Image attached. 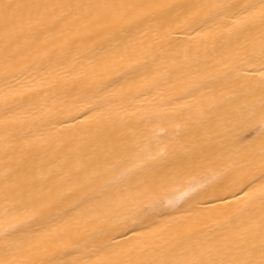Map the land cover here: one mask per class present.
I'll use <instances>...</instances> for the list:
<instances>
[{"label": "bare ground", "instance_id": "bare-ground-1", "mask_svg": "<svg viewBox=\"0 0 264 264\" xmlns=\"http://www.w3.org/2000/svg\"><path fill=\"white\" fill-rule=\"evenodd\" d=\"M259 3L0 0V233L36 206L51 222L40 241L0 235V264H181L222 233L246 237L235 258L259 256L264 203L231 190L261 149L264 21L245 11ZM161 140L204 159L195 181L154 195L151 173L129 179L119 162Z\"/></svg>", "mask_w": 264, "mask_h": 264}, {"label": "snow or ice", "instance_id": "snow-or-ice-1", "mask_svg": "<svg viewBox=\"0 0 264 264\" xmlns=\"http://www.w3.org/2000/svg\"><path fill=\"white\" fill-rule=\"evenodd\" d=\"M5 7H10V5H5ZM153 7L157 6L153 5ZM251 9H258L260 19L264 21V0H260L259 4L245 7V11ZM131 42L130 38L128 40H117L115 44H111L101 50L102 58L120 55V49L123 47L127 50ZM259 57L264 61V42H262ZM247 62L251 63V60L249 59ZM260 75L262 77L261 83L264 84V63L261 65ZM254 119L255 114L249 117L246 127L241 130L244 131L251 128V121ZM260 129L261 132L256 139H261V149L259 153L248 157L245 161L255 171L246 180L234 182L231 190L233 194L236 191H242L243 198L249 200L259 198L264 203V104L261 106ZM175 139H179V134L176 135ZM254 142L255 140L250 143ZM171 143H173L172 140H161L158 143L149 141L147 145L133 149L124 160L119 162V166L125 168V172L121 175L134 179L140 174L151 173L149 191L153 192L154 195L157 188H163L169 182L191 183L195 181V169L202 163L204 157H196L195 152H193L190 158H184L176 150L169 151L168 145ZM148 183V181L142 182L138 185L137 190L145 187ZM156 210L155 200L145 209L146 212ZM25 215L29 218L28 221L10 224L8 229L0 233L3 239L12 241L21 233L24 234L22 239H26L29 242L40 241L49 236L51 222L48 221V216L50 213L42 210L40 206H36L25 209ZM34 224L39 225V227L33 229ZM119 230L121 232L125 230L132 231L134 237L138 238V234H135V230L130 225H120ZM245 239V236H240L233 241L222 233L207 240L204 244L197 242L191 247L192 259L183 261L181 264H264V242L261 244L258 257H256L254 249L244 250L246 252L244 259H237L231 255L233 251L239 252L242 250ZM221 242L223 243L221 244ZM63 255H71V253H63L60 258L53 257L47 261L40 262V264H84L80 259L64 260ZM157 264H178V262L162 259Z\"/></svg>", "mask_w": 264, "mask_h": 264}]
</instances>
